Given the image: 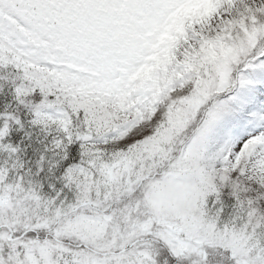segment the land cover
Listing matches in <instances>:
<instances>
[{"label":"snow or ice","instance_id":"obj_1","mask_svg":"<svg viewBox=\"0 0 264 264\" xmlns=\"http://www.w3.org/2000/svg\"><path fill=\"white\" fill-rule=\"evenodd\" d=\"M0 264H264V0H0Z\"/></svg>","mask_w":264,"mask_h":264}]
</instances>
